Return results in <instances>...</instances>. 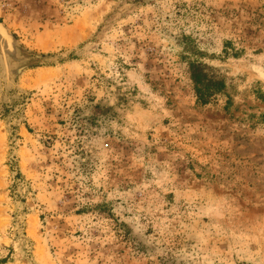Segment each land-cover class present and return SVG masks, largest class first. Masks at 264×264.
Masks as SVG:
<instances>
[{"label": "rangeland", "instance_id": "1", "mask_svg": "<svg viewBox=\"0 0 264 264\" xmlns=\"http://www.w3.org/2000/svg\"><path fill=\"white\" fill-rule=\"evenodd\" d=\"M0 264H264V0H0Z\"/></svg>", "mask_w": 264, "mask_h": 264}, {"label": "trees", "instance_id": "2", "mask_svg": "<svg viewBox=\"0 0 264 264\" xmlns=\"http://www.w3.org/2000/svg\"><path fill=\"white\" fill-rule=\"evenodd\" d=\"M198 83H199V84H197V87H198V89H197L198 99L200 100V102H206L207 99H208L207 95H209V90H208V92H205V93H204V91L202 92V90H203L202 89V87H203L202 82L199 81Z\"/></svg>", "mask_w": 264, "mask_h": 264}]
</instances>
